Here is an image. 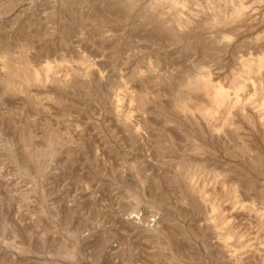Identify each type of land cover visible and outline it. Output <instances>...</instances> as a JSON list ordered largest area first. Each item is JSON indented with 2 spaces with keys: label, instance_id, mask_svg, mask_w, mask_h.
<instances>
[{
  "label": "rangeland",
  "instance_id": "1",
  "mask_svg": "<svg viewBox=\"0 0 264 264\" xmlns=\"http://www.w3.org/2000/svg\"><path fill=\"white\" fill-rule=\"evenodd\" d=\"M237 1L0 0V264H96L107 234L102 264H212L218 241L226 264H264V88L256 75L228 86L264 56V0L210 16ZM46 51L54 81L26 80L24 57L39 69ZM207 79L231 98L217 118L193 109L213 102L186 84ZM203 160L244 168L246 197L233 206ZM130 211L166 215L167 234L121 228Z\"/></svg>",
  "mask_w": 264,
  "mask_h": 264
},
{
  "label": "bare ground",
  "instance_id": "2",
  "mask_svg": "<svg viewBox=\"0 0 264 264\" xmlns=\"http://www.w3.org/2000/svg\"><path fill=\"white\" fill-rule=\"evenodd\" d=\"M235 1V0H234ZM263 2V0H262ZM261 3V5H263ZM257 3V4H260ZM125 4V3H124ZM127 5V4H125ZM255 6L256 3L254 4ZM128 6V5H127ZM230 7V6H229ZM228 7V8H229ZM261 6H258V8ZM249 4L246 3L244 0H238L237 2L233 3L230 9L225 10L224 12H217L214 14H211L210 16L211 19L213 21L217 20V21H229L232 18L238 17L240 16L242 13L246 12L248 13L250 11ZM254 9V8H253ZM261 9L263 10L264 8L261 7ZM255 10V9H254ZM258 10V9H257ZM256 10V11H257ZM211 12V11H210ZM258 12V11H257ZM255 13V11H253V14ZM251 14V13H250ZM252 14V15H253ZM249 15V14H248ZM251 15V16H252ZM204 16V15H203ZM250 16V15H249ZM124 17V16H123ZM255 17V16H254ZM122 19V18H121ZM206 19V18H205ZM202 20V19H200ZM210 20V19H209ZM208 20V21H209ZM196 21V20H195ZM198 21V20H197ZM174 22V21H173ZM201 22V21H200ZM184 23V22H183ZM205 23V22H204ZM199 24V23H198ZM207 24V23H206ZM196 26V25H195ZM177 27V26H176ZM185 29V27H184ZM183 29V30H184ZM193 29V28H191ZM181 32V31H180ZM193 32V31H192ZM43 51V50H42ZM48 51H46L44 53V59H45V63L40 65L41 68L39 67V69H35L34 64L31 63V59L24 57V60L26 64V66H28L30 64L29 70H31V72L29 73V75L26 77V80L29 81H33L36 82L38 84H42L43 86H47L46 84H49V82L54 81V77L53 75H51V70L53 68V65L49 62H47L46 58L48 57ZM37 57V56H36ZM46 57V58H45ZM43 59V60H44ZM245 60V59H244ZM86 61V60H85ZM242 62V61H241ZM240 70L234 72V74L232 75V77L229 80V87L233 88V89H239L243 86L245 80H252L251 76L252 75H256L255 77L259 80V84L261 86V88H264V75H262V68H264V56L261 57H257L254 60H250V58L246 59L245 61L242 62V66H240ZM246 80V81H247ZM186 84L188 85V87L192 90H202V92L207 95L209 97L210 100H212L213 104L208 105L205 101L202 102H195L196 104H194L195 106H193L194 110L199 111V113L203 116H207L210 118H217L218 117V113L221 110H226L227 108H229L230 106V96L228 95V89L225 88L222 84L213 82L211 79H207L205 80V82L203 83H193L190 82L189 80L186 82ZM245 85V84H244ZM59 86V85H58ZM54 88V87H53ZM70 88V87H69ZM63 92V91H62ZM53 94V93H52ZM203 95V94H202ZM62 96V95H61ZM211 97V98H210ZM192 108L188 109L190 110L191 115L193 116V119L195 121V123L197 124L198 130L200 132L201 135H207L209 137H214V132L213 130H216L217 128V124L216 123H210L207 121V123H205L206 125L203 126L200 123V116H198V118L196 119V117L193 115L194 114V110ZM193 110V111H191ZM126 116V114L124 115V117ZM261 116H259V120H260ZM245 119L250 123V124H255L254 123V118L253 116L249 115H245ZM261 121V120H260ZM175 130V129H174ZM172 132V131H171ZM262 135L264 136V130L261 132ZM177 134V133H176ZM179 135V134H178ZM177 135V137H178ZM196 139V138H195ZM71 140V139H70ZM203 144V142H201ZM97 155V154H96ZM199 159V158H198ZM205 160L201 161L197 168L199 173L202 171L207 172L208 176L211 179H216L219 178L221 175L225 176V179H223L222 183H226L227 187H228V193H230V196L232 198L231 203L234 206V204H236L237 202H241L242 199L244 197H246V193H247V183L251 180L248 177V172L242 168L241 166H236L235 164H230V166L228 167H222L220 166H216L215 164H211L208 165L205 164L204 162ZM101 163V162H100ZM219 165V164H218ZM209 166V167H206ZM1 171V170H0ZM3 171V170H2ZM138 185V184H137ZM164 186V185H163ZM224 186V185H223ZM140 189L142 192H144L145 194H152L155 191L149 187V186H145V184H141L139 185ZM177 186H175L176 188ZM155 188V187H154ZM159 188V187H158ZM165 189V188H164ZM189 189V188H188ZM159 190V189H158ZM197 192V191H196ZM198 192L203 195V193L201 192V190L198 188ZM251 193V192H250ZM249 193V194H250ZM256 193V192H255ZM253 193V195L255 194ZM194 194V193H192ZM248 194V193H247ZM257 194V193H256ZM252 195V196H253ZM257 196V195H256ZM163 197V196H162ZM180 197V196H179ZM203 197V196H202ZM251 197V196H250ZM177 198V197H176ZM189 198V197H188ZM248 198V196H247ZM199 200H202V198ZM167 201V200H166ZM117 203V202H116ZM180 203V202H179ZM189 203V202H188ZM192 202L190 201V204ZM212 202H210L211 204ZM215 203H212V207L215 208L214 205ZM188 205V204H187ZM258 205V204H257ZM231 206V205H230ZM20 208V207H19ZM18 208V209H19ZM233 208V207H232ZM190 209V208H189ZM144 210V209H143ZM161 211V210H160ZM66 212V211H65ZM64 212V213H65ZM152 212V211H151ZM68 213V212H67ZM127 215L125 217H121L119 216L117 220V222L119 223L118 225L121 226V228L123 227L124 229L127 230H135L137 233H143L146 231L149 232H154V233H162V234H167V230L166 229V215H162V213H157L156 215H154L151 220L150 218H147L145 216H143L142 214H140L139 212H135L132 213V211L127 212ZM173 215V214H172ZM75 216V215H74ZM115 217V216H114ZM204 219V218H203ZM115 220V221H116ZM201 220V219H200ZM169 223V222H168ZM198 225V224H197ZM209 225V224H208ZM119 226V227H120ZM199 227V226H198ZM80 228V227H79ZM204 228V227H203ZM70 230H72L70 228ZM133 232V231H132ZM72 233V232H70ZM103 233V232H102ZM82 234V233H81ZM118 234V233H117ZM126 234V233H124ZM144 234V233H143ZM220 234V233H218ZM217 234V236H218ZM75 236V234L73 235ZM115 237L113 234H107L103 237V243L100 246L101 248L99 249L98 255L95 257L96 260V264H102L103 261H105L104 259L106 258H110L111 255H113L112 253L114 251H112L114 249V247L111 245L106 244L108 241L111 240V237ZM221 236V235H219ZM135 237V236H134ZM141 237V236H140ZM164 237V236H163ZM224 236H222L223 238ZM225 238V237H224ZM66 239V238H65ZM77 239V238H75ZM102 239V238H101ZM175 240V239H174ZM178 240V239H177ZM185 240V239H184ZM213 240H217V239H213ZM221 240V239H220ZM224 240V239H223ZM79 242H77L76 244H79V246L91 243V239L87 236V235H80ZM102 241V240H101ZM182 241V240H181ZM72 242V241H71ZM174 242V241H173ZM185 242V241H184ZM193 242V241H191ZM211 242V241H210ZM223 242V241H222ZM221 242V243H222ZM225 242V241H224ZM75 243V242H74ZM179 243V242H177ZM219 241L216 242L215 244H213L214 246H211L212 244L210 243V245H207V247L210 248V251L213 249H215L214 251H212V256H211V262L212 264H226V260H225V245L222 243L221 244ZM75 244V245H76ZM169 245H172V242H168ZM108 245V246H107ZM178 245V244H177ZM70 246V245H69ZM78 246V247H79ZM179 246V245H178ZM97 247V246H96ZM169 247V246H168ZM98 248V247H97ZM96 248V249H97ZM178 248V247H177ZM181 248V247H180ZM64 249V248H63ZM66 249V248H65ZM77 249L76 246H72L71 248V255H74L75 250ZM68 250V248H67ZM95 250V249H94ZM170 250V249H169ZM172 250V249H171ZM233 250V249H232ZM197 251V250H195ZM209 251V252H210ZM69 252V251H68ZM194 252V251H193ZM227 253V252H226ZM187 255V254H186ZM238 256V255H237ZM232 257V256H231ZM227 259V258H226ZM229 262H230V257H228ZM94 260V259H93ZM237 260V259H235ZM235 262V261H234ZM233 261H231V263L234 264ZM175 263V262H174ZM204 263V262H203ZM229 264V263H227Z\"/></svg>",
  "mask_w": 264,
  "mask_h": 264
}]
</instances>
